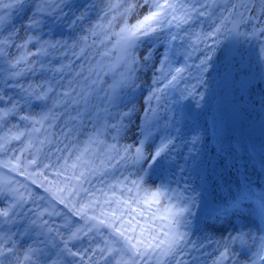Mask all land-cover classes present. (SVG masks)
<instances>
[{
    "label": "snow or ice",
    "instance_id": "obj_1",
    "mask_svg": "<svg viewBox=\"0 0 264 264\" xmlns=\"http://www.w3.org/2000/svg\"><path fill=\"white\" fill-rule=\"evenodd\" d=\"M247 50L264 64V0H0V264H192L206 245L212 264H264L248 148L205 197L208 176L186 173L206 131L178 144L182 102L206 100L221 55L224 87L264 112Z\"/></svg>",
    "mask_w": 264,
    "mask_h": 264
},
{
    "label": "rangeland",
    "instance_id": "obj_2",
    "mask_svg": "<svg viewBox=\"0 0 264 264\" xmlns=\"http://www.w3.org/2000/svg\"><path fill=\"white\" fill-rule=\"evenodd\" d=\"M78 3H83V0H78ZM79 14V13H77ZM26 17L21 16L20 18L15 19V24L17 27H20L22 20ZM7 33H5L6 35ZM21 36H23V29H21ZM236 55V60L240 61V55L236 53H231ZM230 54V55H231ZM239 67L242 72L250 74L255 77L257 80L261 76H264V64H261L257 61V56L255 50H247L243 52V61L239 64ZM224 70V60L221 64L215 63V70L210 69L211 73V92L207 96L204 102H201L200 106L197 107V98L192 97L183 101L194 111L203 112L206 115L205 122L199 126H192L188 130H184L180 136V144L183 140L188 139L194 130H199L207 134V139L204 141L201 148L200 159L203 161L201 168H204L209 175V184L211 187L204 194L207 197L210 196L212 186L214 182L223 183L225 180L234 179V170H231L226 167L225 162L231 161L229 150L237 144L244 145L248 148L249 152L253 155L256 168L253 169L249 167L248 171L251 176H254L258 179L259 182L264 183V171L260 170L259 159L261 153L264 152V112L261 111L258 103H251L246 97L244 100H240L238 96L231 94L222 83L221 77L217 75V71L223 72ZM142 80L144 76H142ZM194 84L195 81H190ZM146 92L138 91L136 93V99L134 103L138 109L137 114L133 117L135 122H139V116H142V107H143V96ZM254 100H258V95L253 97ZM39 111V108L36 109ZM186 128L187 126H183ZM223 139L227 143H231L229 149L225 150V154L219 155L215 150V145L213 144L214 140ZM200 147V146H198ZM181 155H187V148L180 147ZM245 159H247V154ZM183 164V160L179 161ZM243 163V161H240ZM215 171H212V169ZM0 171H7L0 170ZM31 171V170H30ZM188 171H192L189 169ZM187 174V173H186ZM10 175L16 176V179L20 182H27L31 186L30 181H26L25 177L18 176L15 173ZM40 180L42 177H35ZM168 178H171L170 175ZM200 176L197 174L189 182L193 187L199 185ZM159 182V181H157ZM175 186V185H173ZM35 188L36 186H31ZM199 188H197L198 191ZM41 194H43V189H38ZM195 211V209H194ZM59 222V221H58ZM215 247L205 246V249L200 252H193L192 255L197 257L192 264H212V261L215 259V256L218 253L214 252Z\"/></svg>",
    "mask_w": 264,
    "mask_h": 264
},
{
    "label": "bare ground",
    "instance_id": "obj_3",
    "mask_svg": "<svg viewBox=\"0 0 264 264\" xmlns=\"http://www.w3.org/2000/svg\"><path fill=\"white\" fill-rule=\"evenodd\" d=\"M150 75V74H149ZM144 79H146V81L147 80H149V76H144ZM199 120H201V119H199ZM204 120H205V118H204ZM204 120H203V122H204ZM178 127L181 129V131H180V133H179V136H181V134L183 133V126H182V123H180L179 125H178ZM188 128H186V130H187ZM220 140H222L223 141V139H218L217 141H220ZM224 143H225V141H223ZM229 145H232V144H229ZM202 170V169H201ZM201 170L198 172L199 174L201 173ZM205 171V170H204ZM206 172V171H205ZM188 177H189V180H190V177H192V176H194V174L193 173H187L186 174ZM201 181H202V178H200V183H201ZM210 185H208L207 187H209ZM205 193V192H204ZM211 248L212 247H215V245H212V246H210ZM205 249V248H204ZM203 249V250H204Z\"/></svg>",
    "mask_w": 264,
    "mask_h": 264
},
{
    "label": "water",
    "instance_id": "obj_4",
    "mask_svg": "<svg viewBox=\"0 0 264 264\" xmlns=\"http://www.w3.org/2000/svg\"><path fill=\"white\" fill-rule=\"evenodd\" d=\"M217 63L223 62V56L221 55L220 57L217 58L216 60Z\"/></svg>",
    "mask_w": 264,
    "mask_h": 264
}]
</instances>
